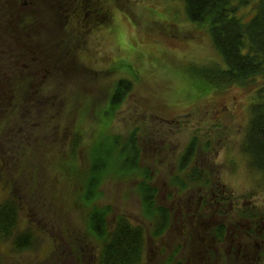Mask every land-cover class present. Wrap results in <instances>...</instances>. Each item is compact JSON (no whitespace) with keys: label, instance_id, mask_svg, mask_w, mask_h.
Returning <instances> with one entry per match:
<instances>
[{"label":"rangeland","instance_id":"rangeland-1","mask_svg":"<svg viewBox=\"0 0 264 264\" xmlns=\"http://www.w3.org/2000/svg\"><path fill=\"white\" fill-rule=\"evenodd\" d=\"M45 1H31L40 24L29 39L19 28L23 15L13 23L15 32L0 33L3 40L20 38L36 59L15 55L7 60L14 65L0 73V203L11 192L20 199L13 233L30 229L36 240L17 252L12 236H0V264H98L102 238L90 222L103 207L110 209L107 228L120 214L149 229L138 173L106 178L91 203L83 197L93 151H102L105 137L125 140L133 131L157 203L171 213L161 236L146 230L141 264H165L170 257L175 264H264V174L243 149L252 94L239 85L208 88L191 70L226 65L207 27L188 18L183 0H107L102 28L94 27L72 53L60 45L54 51L62 18L52 0ZM256 2L240 11L248 13ZM37 61L48 72L30 73ZM122 78L130 89L111 104ZM194 166L208 183H173Z\"/></svg>","mask_w":264,"mask_h":264},{"label":"trees","instance_id":"trees-1","mask_svg":"<svg viewBox=\"0 0 264 264\" xmlns=\"http://www.w3.org/2000/svg\"><path fill=\"white\" fill-rule=\"evenodd\" d=\"M183 1L188 18L207 27L226 64L225 67L198 65L191 70L208 88L239 85L252 94L243 149L249 156L252 168L264 174V0H257L248 13L241 12L240 7L249 0ZM130 86L125 79H119L110 103H117L118 98L122 95L121 99ZM137 142L135 131L125 140L107 136L104 149L99 154H94L93 151L90 156L89 177L83 192L86 203H91L98 196L97 185L106 178L113 175L132 177L138 173L141 178L137 183V191L142 199L143 214L150 226L148 229L142 224L133 223L127 216L118 214L113 226L107 228L104 216L110 209L103 207L101 211L93 210L90 228L102 238L97 256L98 264H141L146 251V230L154 237H159L169 228L170 210L157 203V188L150 182L152 173L149 167L140 164L141 150ZM195 144L196 139L185 149L181 166H187L186 160L192 156ZM205 176L206 172L203 173L194 166L190 172L172 177V181L177 184L180 180V183L189 187L198 182L208 183L209 176ZM11 193L0 203V236H12L13 249L21 252L35 247L36 240L30 229L13 233L22 205L20 199ZM222 235L223 230L220 233ZM165 264H175V261L170 257Z\"/></svg>","mask_w":264,"mask_h":264},{"label":"flooded vegetation","instance_id":"flooded-vegetation-1","mask_svg":"<svg viewBox=\"0 0 264 264\" xmlns=\"http://www.w3.org/2000/svg\"><path fill=\"white\" fill-rule=\"evenodd\" d=\"M31 1L32 0H2V4L5 5V11L0 14V33L3 34L6 28H11V30L15 32L13 23L16 22L18 17H22L23 15L19 21V23H21L19 26L20 30H22L23 27V30L27 36L30 35V32L32 35L34 34L35 29L33 26H39L40 22L38 23V12L36 8L33 7ZM46 2L47 1L45 0H40V3L42 4H45ZM106 2L107 0H52L51 6L54 3V6L58 9V11L61 12H59V17L62 19H59L58 27H61L63 31V35L59 36L57 41H55L57 46L54 45V51L55 47L59 48L60 45L61 47L69 50V53H72V50L77 48L76 43L78 41L81 40V43H86L88 41L87 35H89L94 27L98 29L102 28L106 19H108L105 10ZM26 10L28 11L26 12ZM1 17L4 19H1ZM89 36L91 38V35ZM27 38L29 39L30 36L25 37V39ZM19 39L20 38L13 37V35L5 38L4 40L0 37V73L3 72L4 68L2 67L4 65L6 68L8 66L14 65V62H9L7 65V60L13 58L15 55H25L27 56L26 59L28 61L31 59V57V60L36 61L33 55L28 56L30 55L28 51L32 52V49L28 48L25 42L20 41ZM5 40H11V42L12 40H15L17 46L8 45L9 42H6ZM27 44L31 45L30 43ZM2 46L5 48L7 47L6 50H3ZM24 49H26L25 52ZM43 58L45 57H42V59ZM27 66L29 67V65ZM43 66L44 65L42 61H37L36 65L30 67L29 69L35 71H30V73L40 76L41 71H47V69ZM47 67L49 68L50 65ZM43 74L45 75V73Z\"/></svg>","mask_w":264,"mask_h":264}]
</instances>
